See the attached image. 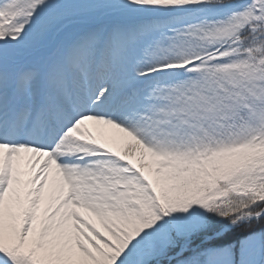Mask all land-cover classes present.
<instances>
[{
    "label": "snow or ice",
    "instance_id": "6c2138e0",
    "mask_svg": "<svg viewBox=\"0 0 264 264\" xmlns=\"http://www.w3.org/2000/svg\"><path fill=\"white\" fill-rule=\"evenodd\" d=\"M0 264H264V0H0Z\"/></svg>",
    "mask_w": 264,
    "mask_h": 264
},
{
    "label": "bare ground",
    "instance_id": "6f19581e",
    "mask_svg": "<svg viewBox=\"0 0 264 264\" xmlns=\"http://www.w3.org/2000/svg\"><path fill=\"white\" fill-rule=\"evenodd\" d=\"M89 127L91 128L92 126H91V125H89Z\"/></svg>",
    "mask_w": 264,
    "mask_h": 264
}]
</instances>
